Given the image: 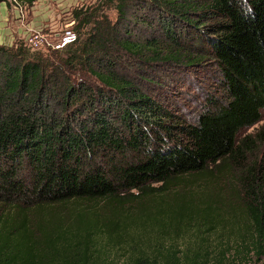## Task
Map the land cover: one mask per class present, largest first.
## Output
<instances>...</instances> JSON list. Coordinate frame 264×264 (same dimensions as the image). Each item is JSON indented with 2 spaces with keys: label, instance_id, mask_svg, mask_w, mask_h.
Segmentation results:
<instances>
[{
  "label": "trees",
  "instance_id": "trees-1",
  "mask_svg": "<svg viewBox=\"0 0 264 264\" xmlns=\"http://www.w3.org/2000/svg\"><path fill=\"white\" fill-rule=\"evenodd\" d=\"M17 1L0 4L40 0ZM115 1L120 20L126 3L146 9L141 18L163 38L84 15L62 51L0 45V264H113L112 253L127 264H264V126L242 136L263 122L264 0ZM125 57L176 69L212 58L219 93L181 121L140 85L161 87L143 66L141 76L122 73ZM216 169L239 190L231 228L210 199L170 196ZM101 202L134 212L131 223L100 222L84 208L71 220L63 213ZM228 231L236 243L215 252L209 237Z\"/></svg>",
  "mask_w": 264,
  "mask_h": 264
},
{
  "label": "rangeland",
  "instance_id": "rangeland-1",
  "mask_svg": "<svg viewBox=\"0 0 264 264\" xmlns=\"http://www.w3.org/2000/svg\"><path fill=\"white\" fill-rule=\"evenodd\" d=\"M126 4L128 10L125 12L124 20H120L122 18L120 11L122 5L115 0H45V12L48 11V8H51V10H55L59 13L55 22L52 23V27L48 28L45 34L55 39L56 37L59 38V35L64 36L66 31L72 30L77 35L74 29L79 22L78 16L82 18L84 15H90L95 24L104 22L105 25L120 29V32L123 31V34L129 30L139 38L145 37L146 34H148V36L153 35V33H155L154 37L163 38L162 33L159 32L161 28L155 26L158 28L156 32H153L154 29H152V31L149 30L144 19L141 18L145 11H147L146 9H141V7L135 5L134 2ZM19 10L24 13V6L19 8ZM152 18L155 17L153 16ZM94 23H92L87 30H91L95 26ZM185 38L187 41L186 43L184 42V45L192 47L194 45L198 46L197 42H193V38ZM46 50L48 49H45V54H48ZM136 63L133 57H125L122 73L124 74L125 72L127 74L129 73V69H132L134 74H138L136 73V69L142 68L143 65L137 64V66H139L137 67L135 66ZM143 68V73L141 74H145L151 77V79L158 80L157 83L161 87L158 86L155 88L142 83H140V85L146 89V92L149 93L150 96L157 99L167 112L178 116L181 121H190L198 115L202 100L208 92L213 95L219 93V69L212 58H209L201 65L182 67L181 69L160 66L156 68H147L143 66ZM138 76H141L140 73ZM91 81L90 84L92 85L98 84L97 80L92 79ZM151 82H153V80ZM47 103L52 109L55 108L60 111V108H62V106L55 105V102L51 101ZM262 126H264V113L263 122L253 128L246 129L243 131L242 136L253 134ZM220 170L221 169L214 170L211 178L206 182L198 180L193 185L182 187L181 191L180 189H172L170 196H172L173 201L180 196L192 197L198 204H203L206 199H210L211 203L216 205L221 212V217L231 223L226 225L227 228H231L233 220L236 218L233 212V205L239 201V190L236 182L232 181V176L226 171L221 173ZM146 199L143 200L144 204H149L155 200V198H151L150 201ZM137 206H139V203H136L132 209H136ZM76 207L77 208L70 207L64 210L63 213L69 214V219L71 220L76 209L84 208V210L91 211L93 213L92 215L100 222L116 219L123 224L131 223V221L126 220V216L130 213L133 215L134 213H126L125 210L124 213L115 212L112 207L102 202L93 204L84 203L80 207ZM238 226H242V224ZM131 228L129 236L132 237L133 235H137L136 230L138 228L134 226ZM209 238V243L215 252L237 241V236L229 233V231L223 235H216ZM110 262L113 264H127L125 254L123 253H112L110 255ZM226 264H257V262L256 260L237 261L230 257Z\"/></svg>",
  "mask_w": 264,
  "mask_h": 264
},
{
  "label": "crops",
  "instance_id": "crops-1",
  "mask_svg": "<svg viewBox=\"0 0 264 264\" xmlns=\"http://www.w3.org/2000/svg\"><path fill=\"white\" fill-rule=\"evenodd\" d=\"M24 13L9 2L0 4V45L17 46L27 43L32 32L45 31L52 27V23L59 13L48 8L45 12V0H40L33 7L24 6Z\"/></svg>",
  "mask_w": 264,
  "mask_h": 264
},
{
  "label": "built area",
  "instance_id": "built-area-1",
  "mask_svg": "<svg viewBox=\"0 0 264 264\" xmlns=\"http://www.w3.org/2000/svg\"><path fill=\"white\" fill-rule=\"evenodd\" d=\"M10 1L18 4L17 0ZM51 37L46 34L44 35L41 32L34 31L30 34L27 40V44L32 50L35 51H44L45 49L62 51L77 41V35L71 30L66 31V34L64 36L59 35V38L56 37L55 39H53Z\"/></svg>",
  "mask_w": 264,
  "mask_h": 264
}]
</instances>
